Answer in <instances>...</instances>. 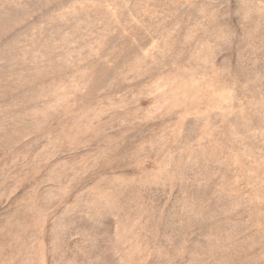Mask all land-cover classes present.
I'll return each instance as SVG.
<instances>
[{"label": "rangeland", "instance_id": "obj_1", "mask_svg": "<svg viewBox=\"0 0 264 264\" xmlns=\"http://www.w3.org/2000/svg\"><path fill=\"white\" fill-rule=\"evenodd\" d=\"M0 264H264V0H0Z\"/></svg>", "mask_w": 264, "mask_h": 264}]
</instances>
